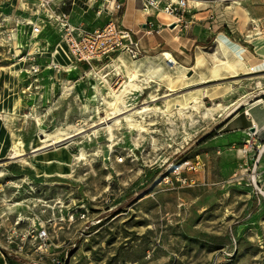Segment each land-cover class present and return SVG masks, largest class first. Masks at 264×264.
I'll return each instance as SVG.
<instances>
[{
  "label": "rangeland",
  "instance_id": "374dc122",
  "mask_svg": "<svg viewBox=\"0 0 264 264\" xmlns=\"http://www.w3.org/2000/svg\"><path fill=\"white\" fill-rule=\"evenodd\" d=\"M156 16L167 23L161 12ZM203 16L193 17L187 34L184 22L145 35L148 22L159 30L156 19L146 22V42L154 36L161 47L146 44L139 80L150 83H141L126 104L125 114L152 109L135 117L140 132L122 122L110 138L105 126L112 119L104 101L128 81L117 63L122 54L107 70L108 64L84 68L75 59L71 72L46 58L25 67L33 76L21 75L20 113L9 123L24 155L0 162V264H264V139L225 129L235 114L203 116L217 103L242 102L239 112L245 101L264 99V71L214 73L207 57L191 68L190 56L214 52L213 33L197 41L205 32L199 25L209 22L197 21ZM106 22L102 17L95 27ZM245 24L235 18L229 26L244 30ZM5 56L0 47V67L9 64ZM150 65L163 66L172 84L146 73ZM151 95L158 99L151 102ZM193 97L203 107L181 118L177 104ZM67 136L57 145L74 156L70 168L32 167L37 137L51 143Z\"/></svg>",
  "mask_w": 264,
  "mask_h": 264
},
{
  "label": "bare ground",
  "instance_id": "6f19581e",
  "mask_svg": "<svg viewBox=\"0 0 264 264\" xmlns=\"http://www.w3.org/2000/svg\"><path fill=\"white\" fill-rule=\"evenodd\" d=\"M130 1H131L130 7L126 13V18L129 17V15H133L134 11H137V14H139L143 19L148 16L150 12L143 13L139 7L133 6L134 0H130ZM223 2L231 3L230 6L225 8L230 10L223 12L224 16L226 17L225 20L228 19L229 23H231V21H233L235 18H239L240 20H243L245 23L249 22L250 19L248 17V14L241 7L239 1L221 0V3ZM191 4L192 5L194 4L193 6L195 5L199 7L203 6L202 3L196 2V0H194V2H191ZM218 8H220V6H218ZM135 16H137L136 13ZM92 17L94 18L93 15ZM167 17L171 19V24L167 26L174 25V20L169 16ZM224 38L225 37L223 35L221 34L218 35L217 42L216 43L214 42L215 45H214L213 53H209L206 50H203L202 52L205 55V57H207L211 61V63L215 68L221 66L224 67L228 72L234 73L235 66L227 62L224 53L222 51V39ZM63 43L59 44L53 53H43L42 55L51 59V62L54 65L61 67L65 72H71L73 69H75L73 65L74 57L72 53H70L69 49L66 47V44ZM232 46L235 47L236 51L240 54L239 56L242 62L247 63L249 65V74L264 69V61L257 60L255 59V57L254 58L251 57L250 54L245 53V50L241 46H237V45H232ZM33 52L36 53V51ZM164 56L174 66L177 64V62L167 53H164ZM117 63H121L122 65H124L128 81L123 82L121 84V88L118 91L112 93L111 100L104 101L105 104L107 105V109L109 110L106 111L105 117H107V119L109 120L112 119L109 123H106L105 125L106 130L110 135V138L112 137L113 128H119L122 122L127 124L129 128H135L140 132L143 129V127L137 124L135 117L138 115L140 116L143 113L145 114V112H148L150 110L152 111L151 108L144 107L143 109L132 111L128 114H125V112L128 111V109H126L128 96L132 95L133 91L142 90L141 83L143 84L144 82V84L146 85L149 84L150 81L149 78L139 80L140 77L139 74L142 71L140 70V67L138 65L134 64L133 61L132 63L127 64L125 62V59L119 56L117 58ZM120 69L121 67L117 65L116 70L118 71V73ZM0 70L2 72L1 99H0V158L1 156L8 154L9 156L7 159H15V158H20L21 156L24 155V149H23L24 145L19 139L15 137L12 130L7 128V126L9 125V123L12 122L13 119L16 120L15 117L18 116L19 109L21 106L22 100L18 95V83L21 75L25 72L24 59L16 60L5 66H1ZM145 72L146 73L152 72L153 74L155 73L159 77L163 78L164 81L166 79L169 82V85L172 84V77L163 66L157 65L154 67L150 65L145 70ZM150 98H151V102L156 101L158 99L157 95H151ZM241 103L234 104V106L232 105V107H225L223 104L220 103L214 104V107L205 109L203 116L211 117L213 113L219 112L221 113V116L223 118H226L235 114L236 116H234L226 124L225 129L233 130L236 128L240 129L242 127L244 129L252 128L254 130L253 132H255V135L259 136L261 139H264V99L255 100L253 102L245 101L244 104L245 108L238 112L240 105H242ZM166 106L167 105L165 104V108ZM177 106L179 107L178 114L183 119L184 117L191 119L192 114H188L187 112H189L190 110L200 111L201 108L203 107L202 103L196 97H193L191 99V102L187 103L185 106L181 104H177ZM81 132L82 130L78 131L77 133H81ZM68 134L69 133L65 135ZM69 137L71 136H67L66 138L54 137L55 140H53L51 143H47L45 139H41L37 137V139L34 142L35 148L32 151L34 156L33 160L35 161L34 164H32V167L38 171L40 169L37 167V165H42L45 167H53V169H55L59 173L64 172L65 167L70 168L74 156H71L70 153L66 152V148L64 144L57 145L63 142L65 139H68ZM50 146H54L53 147L54 149L52 151H48L47 149H45ZM83 157L84 154L81 152L79 154V157H76V159H81Z\"/></svg>",
  "mask_w": 264,
  "mask_h": 264
},
{
  "label": "crops",
  "instance_id": "0c3cea01",
  "mask_svg": "<svg viewBox=\"0 0 264 264\" xmlns=\"http://www.w3.org/2000/svg\"><path fill=\"white\" fill-rule=\"evenodd\" d=\"M136 1L140 4V6ZM233 1H239L240 4L245 5L246 9L244 8V10L247 12L250 20H258L259 19L261 22H264V2H263V0H233ZM121 2H122L121 11L114 14L113 16H111L110 14H108L106 12H102V14H100V15L96 14L97 7L99 5H101L102 0H98V3L95 6V8L85 4V0H77L70 10V23L75 27H81L82 29H86L89 31H95V30L103 27L109 21H112L114 17H118L120 24L123 27L132 31L135 34L136 38L139 40V43L141 45L142 52H143L142 57L144 58L143 54L145 53L144 50H145L146 44L149 46V49H153V50H157V49H159V47H161V44L157 43V40L154 36L147 38V42H146V40L144 38L145 36L143 34V31H142L146 22H148V20L152 21V19H156L158 25L156 24V21H155L154 22V24H156L155 27L158 26L159 33H162L165 30L164 28H166L167 25L171 24V19L165 15L166 19H167V23L161 24V22L158 20V18L156 16V14H159V12H157L156 10H152V9L149 11H144L143 0H134L133 6L139 7L143 13L150 12L148 14V16L143 19L139 14H137V11H134L133 15H129V17L126 18V13L129 10L131 1L130 0H121ZM191 2H194V0H191ZM191 2H189L188 10L186 11L185 16H184V22H185V24L187 23L186 26L184 27L186 34L188 32V29H191L193 22L195 21L193 18L194 16L204 15L202 18L197 19V21H205V20L209 19L208 23H205L203 26L199 25L200 28L205 29V32L202 35L198 36L197 41L204 39L206 37V35L208 34L207 31L213 33V35H214L212 46H214L215 43L217 42L218 35L221 34L225 37L224 39H222V51L224 53V56H225L227 62H229L230 64L235 66V72L234 73L228 72L226 70L228 73H230L229 75L233 76V75H237V74H245V75L249 74V65L247 63L242 62V60L239 56L240 54L236 51L235 47H233L232 45L241 46L245 50V53L250 54L251 57H253V58L255 57V59H257V60L264 61V44H263L264 33L261 37L255 38L251 34L250 38H246V36H249L251 33L249 31L248 22L245 24L244 30H239L238 28L234 29L233 27L229 26L230 23L228 22V19L225 20L224 13L221 10H223L224 6H229L230 3L225 2V4H222L221 0H196V2L203 4L202 7H199L196 5L193 6L194 4L192 5ZM33 5H36L35 0H4L3 4H2V11L5 14L10 15L12 18L20 17V18H26L28 20H34V14L35 13L33 11L34 8L32 9ZM217 5L220 6V8H218ZM87 13H89V14H87ZM135 13L137 16H135ZM92 15L94 16V18L92 17ZM102 17L107 18L108 22H106L102 26L95 27V25L98 24V22L100 21V19H102ZM171 26H173V25H171ZM222 28H225L224 32H221ZM174 29H176V28H174ZM227 30L229 31V35H227ZM189 40L190 39H188V41ZM256 41H258V42H256ZM59 42H61L59 34L55 30V28L50 26V25H46L43 28L42 33L39 36L37 41H30L29 31H28L27 27L26 28L22 27L18 30V33L14 37V41L10 47L3 44L2 42H0V47H3L4 49H6L7 56H5L3 58V61L10 63V62H14L16 60L24 59V67H26V66L32 67V65L35 62V59L46 58L49 60L48 57H46L42 54L52 51L56 47V45L59 44ZM35 43H37L36 45L40 48L39 52L34 53V54H30L31 46H33ZM36 45L34 46V48H35L34 51L36 50ZM255 45H256V47H255ZM15 46L16 47H19V46L24 47V53H23L24 56L23 57L15 58V57L9 55V53H8L9 50H11L10 52H13ZM26 53H28V55H25ZM122 56H124L125 59L129 62L133 61L134 64L138 65L139 67L145 63V60L142 57L138 58L137 60H132L125 53H122ZM201 61H204V62L207 61L205 56L194 55V56H190V58H189L190 64L191 65L194 64L191 68H197L198 63ZM50 63H51V59H50ZM73 64H74V61H73ZM106 64H108V66H107V68H104V70H107V69L112 67L113 59L110 62H106V61L94 62L91 67L84 63V68H87V66H88L90 68H98L99 67L100 69H103V67ZM177 65H178V63H177ZM179 66L182 67L181 65H179ZM79 69L81 70V67ZM218 69H220V68L214 67V73H216L218 71ZM184 70L187 71L188 68H184ZM25 71H26V75L24 76L25 77L24 80H26V78L33 76L32 74L30 75L29 71L26 70V68H25ZM262 71H264V69L260 70L258 72H262ZM0 72H1V70H0ZM185 73H187V72H185ZM0 74H1V82H2V72ZM108 76H109V74H107V76H105V79ZM25 85H27V83ZM18 87H19V83H18ZM0 90H1V86H0ZM0 97H1V91H0ZM19 113H20V109H19ZM19 113H18V115H19ZM7 128L10 129V124L7 126ZM250 129H252V128L244 129L242 127L240 129L236 128L233 130L244 131V132H242V134L244 135V134H246L245 133L246 130H248L250 132ZM8 156H9L8 154L1 156L0 162L3 160H7Z\"/></svg>",
  "mask_w": 264,
  "mask_h": 264
},
{
  "label": "built area",
  "instance_id": "2783aa9c",
  "mask_svg": "<svg viewBox=\"0 0 264 264\" xmlns=\"http://www.w3.org/2000/svg\"><path fill=\"white\" fill-rule=\"evenodd\" d=\"M4 0H0V42L10 47L17 35L18 30L27 27L30 41H37L46 25L55 28L59 34L61 42H65L77 62H82L92 66L94 62H110L120 54H127L132 60H137L142 55V48L135 34L129 29L123 27L118 17H114L100 29L89 31L81 27H75L70 23V10L77 0H35L36 5L32 6L34 11V20L26 18H12L2 11ZM191 0H143L144 11L156 10L162 12L174 20V28L184 23V16ZM230 1V0H225ZM264 2V0H263ZM98 0H85V4L95 8ZM122 9L121 0H102L101 5L97 7V15L106 12L113 16ZM186 26V24H185ZM148 30L145 35H151L155 30L152 22L146 24ZM169 27V26H166ZM251 32L246 38L261 37L264 33V22L250 20L248 22ZM37 43H35L36 45ZM58 45V44H57ZM56 45V46H57ZM36 45V53L39 52ZM9 55L15 58L24 56V47L19 46L10 52ZM25 55H28L26 53ZM170 65H173L169 60ZM35 70V69H32ZM36 72V70H35ZM249 138L257 137L255 132L247 133Z\"/></svg>",
  "mask_w": 264,
  "mask_h": 264
},
{
  "label": "water",
  "instance_id": "95a60500",
  "mask_svg": "<svg viewBox=\"0 0 264 264\" xmlns=\"http://www.w3.org/2000/svg\"><path fill=\"white\" fill-rule=\"evenodd\" d=\"M171 27H173V26H171ZM254 130L253 129H250V132H253Z\"/></svg>",
  "mask_w": 264,
  "mask_h": 264
}]
</instances>
